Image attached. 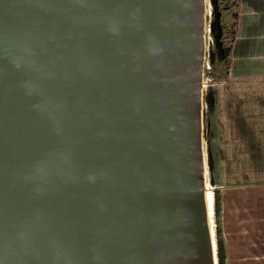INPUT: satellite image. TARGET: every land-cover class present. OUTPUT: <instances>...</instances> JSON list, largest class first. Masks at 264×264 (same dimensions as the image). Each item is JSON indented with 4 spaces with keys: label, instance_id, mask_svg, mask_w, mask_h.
I'll list each match as a JSON object with an SVG mask.
<instances>
[{
    "label": "water",
    "instance_id": "95a60500",
    "mask_svg": "<svg viewBox=\"0 0 264 264\" xmlns=\"http://www.w3.org/2000/svg\"><path fill=\"white\" fill-rule=\"evenodd\" d=\"M204 9L0 0V264H214Z\"/></svg>",
    "mask_w": 264,
    "mask_h": 264
},
{
    "label": "crops",
    "instance_id": "0c3cea01",
    "mask_svg": "<svg viewBox=\"0 0 264 264\" xmlns=\"http://www.w3.org/2000/svg\"><path fill=\"white\" fill-rule=\"evenodd\" d=\"M258 26L243 29L237 21L226 77L215 86L214 164L227 264H264V37Z\"/></svg>",
    "mask_w": 264,
    "mask_h": 264
},
{
    "label": "rangeland",
    "instance_id": "374dc122",
    "mask_svg": "<svg viewBox=\"0 0 264 264\" xmlns=\"http://www.w3.org/2000/svg\"><path fill=\"white\" fill-rule=\"evenodd\" d=\"M209 5L204 9V54H203V74L201 80L204 81L205 90L202 95V136L205 141V150L207 148V133L209 135L215 134L216 130V116L212 114L208 115V108L205 101V94L209 88L215 91V86L219 81L224 80L227 74V68L229 66V59L227 61H219L222 48H228L230 40L236 29L237 21H240L241 28L252 29L255 31V27L258 28L257 33L259 37H264V9L263 6L258 3H264V0H208ZM248 13H252V16H247ZM259 14L256 19L253 14ZM249 25V26H247ZM213 32L216 33V38L213 36ZM259 40V39H258ZM257 40V41H258ZM230 46V45H229ZM213 60V64L210 61ZM223 69V70H222ZM226 70V71H225ZM223 71V73H222ZM216 97V96H215ZM216 100V99H215ZM215 113V112H214ZM215 138V136H214ZM214 140V139H213ZM214 144V141H213ZM207 152V150H206ZM206 159L208 163V152L206 153ZM216 159L215 145H211V169L209 168V177L212 185V192L218 190L219 199L221 200L219 191L221 190L219 175L216 171L214 164ZM209 167V166H208ZM214 200V194H213ZM214 202V201H213ZM219 219L222 228V212L219 213ZM215 223V222H214ZM215 231V227H214ZM223 236V231H222ZM216 238V237H215ZM226 259V258H225ZM225 263L227 264L226 260Z\"/></svg>",
    "mask_w": 264,
    "mask_h": 264
},
{
    "label": "trees",
    "instance_id": "16d2710c",
    "mask_svg": "<svg viewBox=\"0 0 264 264\" xmlns=\"http://www.w3.org/2000/svg\"><path fill=\"white\" fill-rule=\"evenodd\" d=\"M214 38H216V33L213 32ZM228 57V52L227 48H222L221 54L219 56V61H227ZM211 64H213V60L210 61ZM223 70V69H222ZM226 71V70H225ZM223 73V71H222ZM205 101L207 104L208 108V115H212L215 112V91L212 88H209L205 94ZM215 134L209 135V130L207 133V152H208V166L211 169V145L213 147V139H214ZM214 194V222H215V237H216V250H217V256H218V264H226L225 263V258H226V253H225V242L222 236V228H221V223L219 219V213L221 211V204H220V199L218 195V190L213 191Z\"/></svg>",
    "mask_w": 264,
    "mask_h": 264
},
{
    "label": "bare ground",
    "instance_id": "6f19581e",
    "mask_svg": "<svg viewBox=\"0 0 264 264\" xmlns=\"http://www.w3.org/2000/svg\"><path fill=\"white\" fill-rule=\"evenodd\" d=\"M209 1L204 0V7L205 9L208 7ZM204 31H206L205 27L203 28V43H205V37H204ZM201 90H202V95L205 90V84L204 81L201 80ZM202 101H201V108H202ZM207 150V148H206ZM206 150H205V141L202 139V155H203V171H202V176H203V184H204V196H205V201H206V209H207V217H208V222L210 226V234H211V242H212V249L214 253V264H217V258H216V238H215V223H214V200H213V192H212V185L210 182V177H209V167L206 159Z\"/></svg>",
    "mask_w": 264,
    "mask_h": 264
},
{
    "label": "built area",
    "instance_id": "2783aa9c",
    "mask_svg": "<svg viewBox=\"0 0 264 264\" xmlns=\"http://www.w3.org/2000/svg\"><path fill=\"white\" fill-rule=\"evenodd\" d=\"M203 68H204V64H203ZM203 68H202V74H203Z\"/></svg>",
    "mask_w": 264,
    "mask_h": 264
}]
</instances>
